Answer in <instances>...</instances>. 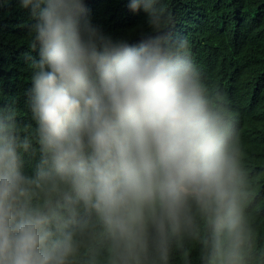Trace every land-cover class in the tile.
I'll use <instances>...</instances> for the list:
<instances>
[{
	"label": "clouds",
	"instance_id": "obj_1",
	"mask_svg": "<svg viewBox=\"0 0 264 264\" xmlns=\"http://www.w3.org/2000/svg\"><path fill=\"white\" fill-rule=\"evenodd\" d=\"M17 3L33 123L0 104V264H264L237 116L167 0H127L134 43L86 0Z\"/></svg>",
	"mask_w": 264,
	"mask_h": 264
},
{
	"label": "trees",
	"instance_id": "obj_2",
	"mask_svg": "<svg viewBox=\"0 0 264 264\" xmlns=\"http://www.w3.org/2000/svg\"><path fill=\"white\" fill-rule=\"evenodd\" d=\"M92 22L113 37L134 43L147 29L145 14L127 8V0H86ZM174 30L191 41L192 54L206 79L221 89L238 120L246 155L255 173L252 211L264 232V0H167ZM26 10L10 0L0 7V104L15 101L33 123L26 107L30 86ZM35 55V53H33ZM31 174L38 157L25 154Z\"/></svg>",
	"mask_w": 264,
	"mask_h": 264
}]
</instances>
